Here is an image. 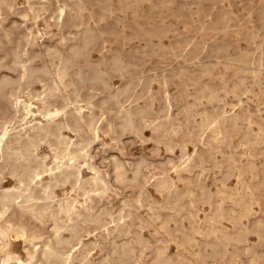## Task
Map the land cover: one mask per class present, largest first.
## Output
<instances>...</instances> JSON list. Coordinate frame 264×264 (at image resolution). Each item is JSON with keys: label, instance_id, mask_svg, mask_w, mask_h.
Returning a JSON list of instances; mask_svg holds the SVG:
<instances>
[{"label": "rangeland", "instance_id": "obj_1", "mask_svg": "<svg viewBox=\"0 0 264 264\" xmlns=\"http://www.w3.org/2000/svg\"><path fill=\"white\" fill-rule=\"evenodd\" d=\"M60 9H63V11L61 12ZM16 47H18L17 51L19 55L24 59L30 58L31 64L33 65L45 64L50 66L51 62L54 64H61L65 58L69 59V63L66 65L67 73L64 83L59 82L53 69H51V75L45 78L46 84L50 83L51 77L59 84V97L50 107L54 108L62 104V96L71 95V97H73V90L75 89L80 93L78 100L83 107L84 114L89 116L90 113H93L96 117L97 125L95 124V126L97 136L92 138V141L85 147L84 151H86L87 154L84 157H80L77 164L80 165L83 177L92 175L96 170L106 173V178L109 182V188L105 193L107 197L104 194L98 206H105L113 214L117 212V208L118 211L123 208V211L126 212L125 207L127 206V211L130 210L132 212L124 218H127V222L125 220L126 224H132V227H130L131 233L129 232L131 235L125 238L132 239L131 237L136 233L141 232L140 234L145 238V242L148 240L146 245L145 242L139 243L132 241L133 243H131L130 246L133 248L130 247L131 254H129L126 264H145V262L146 264H152V262H154L152 256H154L157 247L164 248L166 253L173 256L174 259H172L169 264H175L177 259H182L184 261L189 259L194 262L196 250L205 258L204 262L201 264H224L225 261L226 264H264V245L262 244L264 243V199H262L264 198V167L260 166H264V155H262L264 154V129L262 130V128H264V88H262L264 86V0H0V76L2 74H7L11 77L17 76L19 68L13 63V50ZM73 47H76L78 52H74ZM114 58L121 61L122 70L114 66ZM125 65L127 67H125ZM91 67H94L100 72L101 77L107 83L106 85H102L99 80L87 77L91 73ZM260 67H262V70ZM79 71L82 72L84 78L79 76ZM258 75H260V77ZM31 80L23 82L18 87L10 84L5 86L4 93L0 96V131L2 130V124H6L7 129L12 131L14 129L17 130L16 128L21 129L26 119H30V122H34L38 119L45 121V118L42 117L37 110V106H41L42 102L36 98L38 96L41 97L43 94V81L37 77ZM124 85L126 86L125 88ZM206 87L209 88L207 89ZM14 90L18 92L21 98L30 99L34 103V115L22 118L20 116L21 112H19L17 113L18 117L13 118L14 108L12 106V101L14 95L12 93ZM114 92L118 94L117 103H115L111 97ZM210 93L211 95H215V98H210ZM70 105L72 106V104ZM144 107L146 109H144ZM125 109H130L133 112V123L137 129L136 131L131 128H121L120 122L124 117ZM251 110L258 115L251 113ZM216 111L218 113H216ZM244 114H247V118H245L247 120L249 119V121L245 120ZM238 115H241L239 116L240 121H238V123L241 124L235 125L231 120L234 116ZM61 118L62 117L59 116V119ZM259 119L262 120L259 121ZM209 121L211 122V126ZM147 122L149 124H147ZM161 122L164 124V127L166 125L165 129ZM245 123H247V125ZM243 125L246 127L243 128ZM218 126L220 131L218 130ZM248 129L254 132V134H257L256 139L260 135V140L256 141L252 133L249 135L250 130ZM245 130H248V133ZM61 133L74 140L79 138L77 132L69 126H63L61 128ZM220 134H227L226 138L220 140L212 139L214 135ZM238 134H240L239 136L242 141L239 139ZM251 136L253 137L252 139ZM186 140L188 142H186ZM207 140H209V142ZM211 140L213 142H211ZM227 140L231 141L226 143ZM234 141L236 143L239 141L237 146ZM185 142L187 144H185ZM194 142H196L195 145ZM251 142L254 143L255 146ZM222 143L224 144L223 146ZM234 143L235 145H233ZM260 144V148L262 149H259V146L256 147V145ZM241 145L244 146L241 147ZM220 146L222 147L220 148ZM211 147L215 148V151H213L214 149L212 150ZM182 148L186 150L183 152ZM257 148L259 150H257ZM253 150H255L254 153ZM260 150H262V152H260ZM36 151L46 156L45 161L47 164H52L54 162L55 159L53 156L51 139H41L37 145ZM223 151H225V153ZM243 151H245V154ZM192 153L194 156L196 155V159L193 155L191 156ZM188 155H190V158ZM199 155L203 156L199 158ZM226 158L229 162L226 161V163H224ZM209 159L211 161H209ZM215 159L217 160L215 161ZM114 160L121 161L129 179L133 177V171L139 166L138 179L117 183L112 177ZM167 160L169 162H167ZM213 161H215V164L212 163ZM187 162H195L196 166L193 167L195 170L180 169ZM249 162L253 163L251 168L248 167ZM145 163L147 164L145 165ZM210 163L215 166L211 167ZM16 164L17 162L12 160L6 165L0 162V188H8L15 183L16 177L11 174V166ZM237 164L238 166H236ZM204 165L206 167H203ZM207 165L212 169L207 167ZM216 165L218 167H216ZM223 165L225 166L223 167ZM232 165L234 167H232ZM239 165L242 166L243 171H239ZM259 166L260 169L257 168ZM92 167L94 170H90ZM162 170H167L168 173H166L167 171L162 172ZM181 171L185 172L180 173ZM255 171L258 174H256ZM253 173L255 174L253 175ZM179 175L183 177L182 180ZM185 175L188 176V180L185 179L187 177ZM225 175L227 176L225 177ZM244 175L246 176L243 177ZM261 175L263 179L260 177ZM163 177L170 178L171 180L173 179L172 181L176 184L175 186L177 189L173 190V193H182L184 191L183 186L186 190H191L189 195L192 194V189L194 192L196 191V194H192L190 197H188L189 195H187V197L185 196L188 199H183L184 197H182L181 200L178 201L180 202L178 204H182V211L180 210L178 213L176 209L168 208L167 210L169 211H167L161 207L164 204H169V201L173 202L174 199L173 197H171L172 200L170 199L167 190L163 191L165 189L162 190L158 188V191V189H155V187L157 188V180ZM258 177L259 179H256ZM46 178L47 176H44V179ZM223 179H226V181ZM191 180H193V182L196 181L195 185H199V183L202 184L201 186H194ZM261 180H263V182H261ZM247 181L250 183V186H248ZM255 182L259 184V187ZM244 183L246 184L244 185ZM253 184L254 186L256 185L257 188L254 187ZM260 184L263 185L261 186ZM112 185L113 187L115 186L114 188H116V191L115 189L113 190ZM117 185L122 186L118 187ZM220 185H222L223 188ZM223 185H227L226 188H229L226 189ZM207 186L208 188H206ZM238 186H241V188ZM202 188L208 192L205 194V197L204 193L200 192L203 191ZM206 189H208V191ZM249 189H251V191ZM141 190H143V192L139 195ZM212 190H214V192ZM242 190L245 195L248 194L247 196H249V198L250 196L251 198L252 196L255 197V199L252 198L251 203L246 196L245 200H247L251 206V213L247 216L243 215L245 217L239 213L242 204L240 205L237 202L238 195L243 196L241 195L243 194ZM255 191H257L256 194ZM56 192L59 197L64 196L66 193L75 195V192L70 190L68 184L64 187H56ZM116 192L118 193L117 195ZM158 192L161 193L159 194ZM199 193H202L203 196ZM229 193L231 196L228 198L226 194L230 195ZM161 194L163 195L162 200ZM198 194L202 199L201 197L197 198L199 197ZM196 195L197 197H195ZM256 195L258 196V202L256 201ZM234 196L237 197L234 198ZM79 197L82 200L81 196ZM135 197H140L143 204L140 205L134 201L133 199ZM194 198L200 201L197 199V201H194ZM154 199L159 200L156 201ZM233 199L234 201L236 199V202L232 201ZM201 200H205L206 202H202ZM210 200L214 201L211 202ZM109 201L110 203L108 204ZM124 201H131L132 207L131 205H125ZM155 201L159 204V208L155 206L157 205ZM219 201L223 203L225 208V216L221 219L220 226L229 231L230 234L234 233L233 236L231 235V239L233 240L230 239V242L222 245L223 247L219 244V246H215L218 248L213 246V249H210L211 247L209 244L205 242H207V240H213L214 235L209 236L205 231L209 227L208 216L212 213L213 207L218 204ZM187 202L190 203V206L187 205ZM119 203H121V205ZM6 208L7 211L4 213L2 219H0L2 225L13 226L22 223L26 226L27 234L33 228H40L42 239L48 237L52 224L50 218L45 217L43 221H37L31 219L27 215H20L17 208L14 206H7ZM230 208L234 209H231V211H235V213L233 212L235 215L229 211ZM134 209L137 212L133 211ZM186 209L187 211H185ZM189 210H191L190 214L192 213L194 215L193 219L195 224L197 222L199 226L196 225L200 227V232L195 233V238L197 237V239L196 242L193 243V246L189 244L187 240L186 243H182L185 240H181L180 238L185 237L179 232L181 228H184L186 231L190 229L188 226L190 223L188 224V222L190 219L192 221V218H190L191 215L189 214ZM226 210L229 211V215ZM156 211L160 212L159 219H165L167 215H170L169 226L171 229L168 226L169 229H165L164 231V228H161L159 225L162 219L160 221L158 218H155L156 220L151 218V214ZM195 211H197L196 215ZM136 213L140 215V218L137 217ZM183 214L187 216L182 217ZM188 214L190 216H188ZM145 216L148 218H145ZM175 216L177 217L175 218ZM233 217H237L236 220H234ZM104 218L108 221V226L110 228L114 227L115 222L111 220L110 215H104ZM182 218H186L188 221ZM140 220L145 222L141 223L139 222ZM174 220L176 222H174ZM150 221L152 225H149ZM236 223L241 224V227L235 225V228L234 224ZM154 224L159 226H155ZM173 225H175L177 229H174L175 232H172V229L175 228ZM243 225L247 227H243ZM84 226L86 229L90 230L89 233H87L84 228L82 230V240L84 242H91V244L88 245V249L91 251L88 253V257L90 258H87V260H80V258L78 259L75 257V261L72 260V264H74V262L75 264H83V262H85V264H89V262L90 264H94L95 261V264L99 263L98 261L102 264V256H108L110 258L111 255H113L110 259H114L115 255L111 254L112 247H110V245H114L113 239L116 236L117 238L115 239L117 243H119L123 237L118 236L117 232L114 230L107 233L103 227L94 228L92 224ZM203 226L206 229H204ZM225 226L228 227L226 228ZM137 227L138 230H136ZM150 228L152 230H150ZM247 228L249 230H247ZM11 233L7 237V240L11 244L9 248L12 246L10 249L13 253L19 254L23 259H26L24 258L27 257V252L25 250L30 247V245H27L22 235L18 237L15 236L14 232ZM237 233H239V241L241 242V238L243 239L242 244H240L236 238L238 236L236 235ZM244 233L245 236H243ZM246 233L248 234L246 235ZM65 234L68 233L65 232ZM240 234L242 235L240 236ZM173 236L179 238L176 237L174 239ZM205 237L208 239H205ZM245 237L248 241L245 240ZM259 239L262 240L260 243ZM22 241L25 242L22 243ZM179 242L183 244V246L178 244ZM96 243L97 245H95ZM137 244L140 245L136 248ZM184 244L187 245L184 247ZM252 244L255 245L254 248H252ZM77 245L79 244H76L75 248ZM198 245L200 248H197ZM240 245L241 247L239 248ZM260 245H262V247H259ZM202 247L203 249H201ZM185 248L187 251H185ZM191 250H193V252ZM232 250L235 251L236 254ZM99 251L100 253H98ZM202 251H204L203 254ZM254 251L257 253L258 257L255 255ZM73 252L76 253L77 250H73ZM104 252L105 254L110 253V255H105ZM224 253L227 254L228 258ZM2 254L3 252L0 251V255ZM230 254L233 255L232 259H229ZM259 254H263V257ZM118 257L116 254L114 259L115 262L113 263V260H111V263L106 261V264L118 263L116 261ZM211 258H214V261ZM257 258H259V260ZM233 259H237V262ZM209 261L211 262L209 263ZM52 264H56V262H52Z\"/></svg>", "mask_w": 264, "mask_h": 264}, {"label": "bare ground", "instance_id": "obj_2", "mask_svg": "<svg viewBox=\"0 0 264 264\" xmlns=\"http://www.w3.org/2000/svg\"><path fill=\"white\" fill-rule=\"evenodd\" d=\"M60 11L62 12L63 9H60ZM91 29V28H90ZM93 42V41H92ZM87 45V44H86ZM45 48V47H44ZM18 47H16L14 50H13V63L15 65L18 66L19 68V71H18V74L17 76L15 77H11L10 75H7V74H2L0 76V96L3 95L4 93V88L6 85L10 84V85H14L16 87L20 86L23 82H26V81H30L31 79H33L34 77H37L39 79H41L43 81V84H44V89H43V94L38 97H36L39 101L42 102V105L41 106H37V110L38 112L41 114L42 117L45 118V121H43L42 119H38L34 122H30V119H24L25 120V123L23 124V127L21 129H18L16 128L17 130H12V131H9L7 129V125L6 124H2V130L0 131V162H2L4 165L8 164L11 160L14 161V162H17L16 165H12L11 166V174L13 176L16 177V181L15 183L11 186V187H8V188H0V219H2V217L4 216V213L7 211V206H14L15 208H17L18 210V213L20 215H27L29 216L31 219H34V220H37V221H43V219L45 217H48L52 220V224H51V228H50V233L48 235V237L46 239H42V232L40 231V228H33L31 229V231L27 234L26 232V226L24 224H16V225H11V226H5L4 224L2 225L0 223V248L3 252L2 255H0V264H52V262H56V264H72V260L75 259V257H77L78 259L80 258V260H87V258H90L88 257V253H90L91 251H89L90 249H88V245L91 244L90 241L88 242H84L82 240V230L83 228L87 231V233L90 232L89 229H86L84 225H87V224H92L93 227H103L107 233H109L110 231L114 230L117 232V235L118 236H121L123 237L121 239V241L119 243H117L116 239L117 236L113 239V243L114 245L112 246V244L110 245L111 248V254H114L116 256L117 254V257L119 255V257L117 258V262L120 263V264H126L127 263V259L129 257V254H131V251H130V245L131 243H133L132 241H135V242H139V243H144L145 242V238L143 237V235H141L140 233H136L133 237H131L132 239H127L125 237H127L128 235L130 236L131 234H129L130 232V227H132L130 224H126L127 222V218H125V216L127 215H130L132 212L130 210L127 211V207H125V211H123V208L120 209L118 211V208H117V212L115 214H113L111 211L108 210V208H106L105 206H98L99 205V202L103 199V196L104 194L106 193V191L108 190L109 188V182H108V179L106 178V173L102 172V171H94V173L88 177H83L82 175V172H81V168H80V165L77 164L78 160L80 157H84L87 152L84 151L85 147L92 141V138L96 137L97 136V130H96V117L93 113H90L89 116L87 117L85 114H84V111H83V107L82 105L79 103V100H78V96L80 95V93L77 91V90H73V97H71V95H66V96H62V104L58 105V106H55L54 108H51L50 106L55 102L57 101L58 99V94H59V84L58 82L51 77V81L50 83H47L45 82V78L49 77L51 75V69H53V72L55 74V76L57 77V79H59V82L61 83H64L65 82V77H66V65L69 63V59L68 58H65L61 64H54L51 62V65L50 66H47L45 64H42V65H33L31 64V59L30 58H27V59H24L22 58L21 55H19L18 53ZM73 51L74 52H78V49L76 47H73ZM261 60V59H260ZM113 64L114 66L117 68V69H121L122 68V63L119 59L117 58H114L113 60ZM261 66V65H260ZM125 67H127L125 65ZM124 67V68H125ZM244 67V66H243ZM264 67V66H263ZM262 67H260L261 69ZM126 69V68H125ZM256 69V68H255ZM122 70V69H121ZM262 70V69H261ZM260 70V71H261ZM124 71V70H123ZM254 71V70H253ZM79 73V76L81 78H84V75L82 74L81 71L78 72ZM256 74V73H255ZM254 74V75H255ZM243 76V75H242ZM260 77V75H258ZM89 77L90 79H95V80H99L101 82L102 85H106V81L101 77V74L100 72L95 69L94 67H91V73L87 76ZM244 77V76H243ZM238 78V77H237ZM255 78V77H254ZM257 78V77H256ZM241 80V78H240ZM243 80V79H242ZM249 80V79H248ZM32 81V80H31ZM264 81V79H263ZM235 82V81H234ZM233 82V83H234ZM241 82V81H240ZM183 83V82H182ZM207 83V82H206ZM242 83V82H241ZM259 83V82H258ZM261 83V82H260ZM264 83V82H263ZM262 83V85H263ZM71 84V82H70ZM246 86V84H245ZM126 86L124 85V88ZM207 89L209 87H206ZM241 88V87H240ZM243 88V87H242ZM245 88V87H244ZM264 88V86L262 87ZM123 89V87H122ZM212 89V88H211ZM16 90V88H15ZM12 93L14 95V99L12 101V106L14 108V116L13 118H17L18 115L17 113L21 112V117L22 118H26L27 116H30V115H34L35 114V111L33 110V102L30 100V99H26V98H21L20 95L18 94L17 91H15ZM235 90V88H234ZM119 91V90H118ZM197 91V90H196ZM208 91V90H207ZM243 91V90H242ZM123 92V91H122ZM128 92V90H127ZM263 92V91H262ZM202 93L204 94V92L202 91ZM218 93V92H217ZM111 94V93H110ZM216 94V93H215ZM117 95L118 94H115V92L113 93V95L111 96L112 99L115 101V103L118 102V98H117ZM120 95V94H119ZM235 95H238V94H235ZM123 96V94H122ZM203 96V95H202ZM209 96V95H208ZM215 95H211L210 93V98H215L214 97ZM32 97V96H31ZM121 97V96H119ZM199 97V96H197ZM206 97V96H205ZM218 97V95H217ZM222 97V96H221ZM209 98V97H207ZM197 99V98H196ZM199 99V98H198ZM90 102V100H89ZM72 104V106L70 105ZM119 104V103H118ZM91 105V104H90ZM195 105V104H194ZM150 106V105H149ZM92 107V106H90ZM128 108V107H127ZM140 108V107H139ZM93 109V108H91ZM144 109H146L144 107ZM122 110V109H121ZM119 110V111H121ZM136 110V109H135ZM138 110V109H137ZM148 111V110H147ZM218 111V109H217ZM216 111V113H218ZM252 111V110H251ZM136 113V112H135ZM210 113V111H209ZM214 113V112H213ZM221 113V112H220ZM240 113V112H238ZM237 113V114H238ZM242 113V111H241ZM246 113V112H244ZM253 113V111L251 112ZM259 113V112H258ZM143 114V113H142ZM189 114V113H188ZM208 114V113H207ZM215 114V113H214ZM213 114V115H214ZM224 114V113H223ZM253 114H256L258 115L257 113H253ZM225 115V114H224ZM245 115V114H244ZM247 115V114H246ZM244 116V118L247 116ZM59 116H61L62 118L59 119ZM139 116V115H138ZM191 116V115H190ZM229 116V114H228ZM233 116V115H232ZM239 116L241 115H238V116H234L232 118V122L233 124H241V123H238L239 120ZM243 116V114H242ZM252 116V115H251ZM254 116V115H253ZM136 117V116H135ZM141 117V116H140ZM143 117V116H142ZM146 117V116H145ZM172 117V116H171ZM210 117V115H209ZM214 117V116H212ZM218 117V116H217ZM216 117V118H217ZM139 118V117H138ZM147 118V117H146ZM145 118V119H146ZM243 118V120H244ZM245 118V120H247ZM256 118V116H255ZM9 119V118H8ZM12 119V118H11ZM21 119V118H20ZM133 112L130 110V109H125V114H124V117L123 119L121 120L120 122V125H121V128L122 129H125V128H131L133 130H137L134 123H133ZM142 119V118H141ZM144 119V118H143ZM211 119V118H210ZM19 120V118H18ZM23 120V119H22ZM173 120V119H172ZM219 120V119H218ZM225 120V119H224ZM251 120V119H250ZM262 120V119H259V121ZM149 121V120H148ZM171 121V120H170ZM221 121V120H220ZM227 121V120H225ZM249 121V119L247 120ZM2 122V120H1ZM140 122V121H139ZM210 122V121H209ZM223 122V121H222ZM243 122V121H242ZM258 122V121H257ZM162 123V122H161ZM165 123V122H164ZM171 123V122H169ZM175 123V122H174ZM228 123V122H226ZM231 123V122H230ZM261 123V122H260ZM147 124H149L147 122ZM152 124V123H151ZM159 124V123H158ZM163 124V123H162ZM161 124V125H162ZM201 124V123H200ZM215 124V123H214ZM247 125V123H245ZM257 124V123H256ZM255 124V125H256ZM264 124V122H263ZM54 125V126H52ZM97 125V124H96ZM168 125V124H167ZM219 125V124H218ZM229 125V124H228ZM231 125V124H230ZM234 125V127H235ZM63 126H69L71 127L72 129H74L79 138L74 140L66 135H63L61 133V128ZM175 126V125H173ZM181 126V125H180ZM179 126V127H180ZM194 126V125H193ZM210 126H211V122H210ZM220 126V125H219ZM219 126H218V130H219ZM244 126V125H243ZM261 126V125H259ZM109 127V126H108ZM145 127V126H144ZM162 127V126H161ZM166 127V125H165ZM164 127V124H163V128L165 129ZM214 127V126H213ZM225 127V126H224ZM229 127V126H228ZM227 127V128H228ZM241 127V126H239ZM246 126H244L243 128H245ZM248 127V126H247ZM139 128V127H138ZM162 128V129H163ZM172 128V127H171ZM236 128V127H235ZM238 128V127H237ZM251 128V127H250ZM258 128V127H257ZM167 129V128H166ZM178 129V127H177ZM176 129V130H177ZM180 129V128H179ZM192 129V128H191ZM239 129V128H238ZM247 129V128H246ZM259 129V128H258ZM264 128H262L263 130ZM161 130V129H160ZM193 130V129H192ZM217 130V131H218ZM242 130V129H241ZM250 130V129H248ZM248 130H245L247 133H248ZM195 131V130H194ZM205 131V130H204ZM220 131V130H219ZM222 131V130H221ZM258 131V130H257ZM109 132V131H108ZM178 132V131H177ZM190 132L192 133V131L190 130ZM223 132V131H222ZM124 133V132H123ZM143 133V132H142ZM187 133V132H186ZM233 133V132H232ZM242 133V132H241ZM250 133H252L254 136H255V140L256 141H259L261 136L259 135L256 139V136L257 134H254V132H249V135ZM256 133V131H255ZM162 134V133H160ZM169 134V133H168ZM173 134V133H172ZM170 134V135H172ZM179 134V132H178ZM194 134V133H193ZM198 134V132H197ZM201 134V133H200ZM213 134V133H212ZM246 134V133H245ZM141 135V134H140ZM163 135V134H162ZM177 135V134H175ZM226 135L227 134H220V135H214L212 137L213 140H220V139H225L226 138ZM240 134H238L239 136ZM212 136V135H211ZM248 136V135H247ZM120 137V136H119ZM159 137V136H158ZM197 137V136H196ZM209 137V136H208ZM234 137V135H233ZM98 138V137H97ZM95 138V139H97ZM164 138V137H162ZM199 138V137H198ZM197 138V139H198ZM253 137L251 136V139ZM41 139H51V146H52V151H53V156H54V162L52 164H47L46 161H45V157L44 155H41L39 154V150L38 152L36 151L37 149V145L39 143V141ZM160 139V138H159ZM205 139V138H204ZM229 139H232V138H229ZM239 139H240V136H239ZM245 139V137H244ZM120 140V139H119ZM158 140V139H157ZM161 140V139H160ZM164 140V139H162ZM167 140V139H166ZM206 140V139H205ZM233 140V139H232ZM241 140V139H240ZM182 141V140H181ZM190 141V140H189ZM194 141V140H193ZM209 142V140H207ZM228 141H231V140H227L226 143H228ZM242 141V140H241ZM240 141V142H241ZM246 141V140H245ZM248 141V139H247ZM254 141V140H253ZM264 141V140H263ZM162 142V141H161ZM186 142H188L186 140ZM185 142V144H187ZM211 142H213L211 140ZM216 142V141H215ZM222 142V141H221ZM235 142V141H234ZM239 141H237L238 143ZM166 143V142H164ZM196 142H194V145H195ZM233 143V142H232ZM236 143V142H235ZM235 143L233 145H235ZM237 143H236V146H237ZM247 143V142H246ZM252 143V142H251ZM176 144V143H175ZM183 144V142H182ZM207 144V143H206ZM210 144V143H209ZM213 144V143H211ZM218 144V143H217ZM244 144V143H243ZM254 145V143H252ZM171 145V144H170ZM180 145V144H179ZM197 145V144H196ZM208 145V144H207ZM224 144L222 143V146ZM232 145V146H233ZM264 145V144H263ZM185 146V145H184ZM219 146V145H218ZM220 146V148L222 147ZM226 146V144H225ZM229 146V145H228ZM244 146V145H241V147ZM255 146V145H254ZM259 146V149H262L260 148L261 144L260 145H256V147ZM170 147V146H169ZM172 147V146H171ZM196 147V146H194ZM240 147V149H241ZM247 147V146H245ZM255 147V148H256ZM208 148V147H207ZM210 148V146H209ZM213 151H215V148L211 147ZM232 148V147H231ZM229 148V149H231ZM234 148V147H233ZM238 148V147H237ZM251 148V147H250ZM253 148V147H252ZM183 149V148H182ZM228 149V148H226ZM243 149V148H242ZM257 148V150H259ZM186 150V149H185ZM183 149V152L185 151ZM207 150V149H206ZM219 150V148H218ZM236 150V149H235ZM197 151V150H196ZM208 151V150H207ZM237 151V150H236ZM255 150H253V153H254ZM41 152V151H40ZM190 152V151H189ZM225 153V151H223ZM231 152V151H230ZM245 151H243L244 153ZM257 152V151H256ZM260 152H262V150H260ZM208 153V152H207ZM228 154H230L229 152H227ZM242 153V152H240ZM249 153V152H248ZM196 154V153H195ZM205 154V153H204ZM209 154H210V151H209ZM215 154V152H214ZM227 154V155H228ZM236 154V153H235ZM245 154V153H244ZM193 155V153L191 154V156ZM233 155V153H232ZM237 155V154H236ZM264 155V154H262ZM189 158H190V155H188ZM196 156V155H195ZM195 156L193 155V157L195 158ZM203 156V155H201ZM201 156L199 155V158H201ZM207 156V155H206ZM213 156V155H212ZM229 156V155H228ZM241 156V155H240ZM250 156V155H249ZM261 156V155H260ZM169 157V156H168ZM198 157V156H197ZM208 157V156H207ZM214 157V156H213ZM264 157V156H263ZM143 158V157H142ZM188 158V160H189ZM210 158V157H208ZM225 158V157H224ZM241 158V157H240ZM246 158V157H245ZM254 158V157H253ZM259 158V157H258ZM261 158V157H260ZM170 159V157H169ZM168 159V160H169ZM196 159V158H195ZM204 159V158H203ZM214 159V158H213ZM229 159V158H228ZM243 159V158H242ZM167 160V162H169ZM199 160V159H197ZM205 160V159H204ZM217 159H215L216 161ZM223 160V159H222ZM221 160V161H222ZM240 160V159H238ZM245 160V159H244ZM148 161V160H147ZM173 161V160H172ZM195 161V160H194ZM209 161H211L209 159ZM215 161H213L212 163L215 164ZM226 161L229 162V160H227V158L225 159V162ZM237 161V160H236ZM255 161V160H254ZM193 162V161H192ZM197 162V161H196ZM203 162V161H202ZM201 162V163H202ZM218 162L220 163V161L218 160ZM223 162V161H222ZM227 162V163H228ZM232 162V160H231ZM235 162V161H233ZM253 162V161H252ZM252 162H249L248 163V167L251 168L252 166ZM262 162V160H261ZM148 163V162H147ZM145 163V165L147 164ZM174 163V161H173ZM199 163V162H198ZM197 163V164H198ZM205 163V162H203ZM245 163V162H244ZM83 164V163H82ZM170 164V163H169ZM172 164V163H171ZM176 164V163H175ZM217 164V163H216ZM246 164V163H245ZM244 164V165H245ZM262 164V163H261ZM200 165V164H199ZM211 165V163H210ZM219 165V164H218ZM222 165V164H221ZM228 165V164H227ZM231 165V163H230ZM256 165V164H255ZM196 166V163H191V162H187L185 163L180 169H187V170H195L193 167ZM213 165H211L212 167ZM215 166V165H214ZM213 166V167H214ZM225 165H223L224 167ZM238 166V164L236 165ZM262 167H264L263 165H260ZM260 166L257 167L260 169ZM198 167V166H197ZM203 167H206L205 165ZM207 167H209L207 165ZM216 167H218L216 165ZM221 167V166H220ZM222 167V168H223ZM232 167H234L232 165ZM231 167V169H232ZM144 168V167H143ZM162 168V167H161ZM165 168V167H164ZM202 168V167H201ZM210 168V167H209ZM167 169V168H166ZM176 169V168H175ZM198 169V168H196ZM205 169V168H203ZM212 169V168H210ZM230 169V170H231ZM258 169V170H259ZM262 169V168H261ZM90 170H94L93 167L92 169ZM164 170V169H163ZM162 172H165L163 171ZM234 170V169H233ZM232 170V171H233ZM237 170V169H236ZM264 170V169H263ZM138 171H139V166L136 167V169L133 171V177L132 178H128V176L126 175V171L123 167V164L121 163V161L119 162L118 160H114V165H113V171H112V177L114 178L115 181L120 182V183H123L125 182L126 180H137L138 179ZM198 171V170H197ZM205 171V170H204ZM229 171V170H227ZM239 171H243V168L242 166L239 165ZM250 171V170H249ZM254 171V170H253ZM261 171V170H260ZM178 172V171H177ZM175 172V173H177ZM185 171H181L180 173H183ZM225 172V171H224ZM248 172V171H247ZM246 172V174H247ZM256 172V171H255ZM168 173V171L166 172ZM187 173V172H186ZM191 173V172H190ZM222 173V172H221ZM236 173V171H235ZM233 173V174H235ZM242 173V172H241ZM263 173V172H262ZM179 174V172H178ZM195 174V173H194ZM197 174V173H196ZM231 174V172H230ZM232 174V175H233ZM243 174V173H242ZM249 174V173H248ZM252 174V173H251ZM255 173H253L254 175ZM256 174H258L256 172ZM163 175V173H162ZM189 175V174H188ZM224 175V174H223ZM222 175V176H223ZM240 175V174H239ZM44 176H47L46 179H44ZM158 176V175H157ZM161 176V175H160ZM164 176H165V173H164ZM180 176V175H179ZM187 176V175H185ZM184 176V178H185ZM227 175H225L226 177ZM238 176V175H237ZM246 175H244L243 177H245ZM259 176V175H258ZM156 177V176H155ZM170 177V176H169ZM181 177V176H180ZM250 177V176H249ZM252 177V176H251ZM262 177V175L260 176ZM177 178V177H176ZM183 177H181V180H182ZM188 176L185 178L187 179ZM224 178V177H223ZM247 178V177H246ZM13 179V177H12ZM158 179V177H157ZM156 179V180H157ZM175 179V177H174ZM193 179V178H191ZM222 179V178H220ZM240 179V178H239ZM256 179H259L256 178ZM261 179V178H260ZM263 179V177H262ZM15 180V179H14ZM173 180V179H172ZM170 178H167V177H163L159 180H157V188L155 187V189H165L163 191H168V195L170 196V199L172 200L171 197H173V202L169 201V204L167 205H162L161 207L164 208L165 210H167L168 208H173V209H176L177 213L180 212V210L182 209V204H178L180 202H178L179 200H181L182 197H184L183 199H185L187 197V195H189V192L191 193V190L188 191L186 190V188H184L183 186V189L184 191L182 193H173L172 191L173 190H177L176 189V184L173 183ZM176 180V179H175ZM178 180V179H177ZM188 180V179H187ZM224 180V179H223ZM238 180V179H237ZM10 181V180H9ZM113 181V182H115ZM185 181V180H184ZM183 181V182H184ZM192 182L191 183H194V186H201V184L199 183V185H195L196 184V181L193 182V180H191ZM226 181V179L224 180ZM244 181V180H243ZM246 181V180H245ZM258 181V180H257ZM189 182H190V176H189ZM223 182V181H222ZM240 182V181H239ZM248 182V181H247ZM261 182H263V180H261ZM178 183V182H176ZM190 183V184H191ZM256 184H258L257 182H255ZM69 185L70 186V190L75 192V195L73 194H70V193H66L64 196H61L59 197L57 195V192H56V187H64L65 185ZM188 184V183H187ZM189 184V185H190ZM246 183H244L245 185ZM250 183L248 182V186ZM264 184V182H263ZM262 184V185H263ZM123 185V184H122ZM121 185V186H122ZM185 185V184H184ZM188 185V186H189ZM261 185V184H260ZM261 185V186H262ZM118 186V185H117ZM116 186V187H117ZM121 186H118V187H121ZM124 186V185H123ZM179 186V185H178ZM187 186V185H185ZM203 186H204V183H203ZM206 186V185H205ZM222 187V185H220ZM224 188L227 187V185H223ZM254 186V184H253ZM261 186H260V190H261ZM113 187V185H112ZM115 187V186H114ZM113 187V190L115 189L116 191V188ZM215 187V186H214ZM239 187V186H238ZM246 188H248L247 186H245ZM254 187L257 188V186L255 185ZM258 187H259V184H258ZM264 187V185H263ZM208 188V186L206 187ZM220 188V187H219ZM223 188V187H222ZM229 188V187H228ZM226 188V189H228ZM234 188V187H233ZM241 188V186L239 187ZM238 188V189H239ZM252 188V187H251ZM158 189V191H159ZM191 189V188H189ZM199 189V187H198ZM112 190V191H113ZM161 190V191H162ZM181 190V189H180ZM179 190V191H180ZM186 190V191H185ZM201 190V189H200ZM203 190V188H202ZM208 191V189H206ZM217 190V188H216ZM241 190V189H240ZM238 190V191H240ZM244 190V189H243ZM242 190V192H243ZM251 191V189H249ZM257 190V189H256ZM259 190V189H258ZM162 191V193H163ZM205 189L203 191H200V192H203L204 193V197H205V194H207L208 192H204ZM214 192V190H212ZM219 191V190H218ZM217 191V192H218ZM223 191V190H222ZM249 191V192H250ZM254 191V190H253ZM263 191V190H262ZM143 190L140 191L139 195L142 194ZM193 189H192V194H196V191L193 193ZM224 192V191H223ZM230 192V191H229ZM257 191H255V194H256ZM115 193V192H114ZM159 193V192H158ZM161 193V192H160ZM159 193V194H160ZM165 193V192H164ZM221 193V192H220ZM225 193V192H224ZM236 193V191H235ZM261 193V192H260ZM264 193V192H263ZM118 193L116 192V195ZM191 194V195H192ZM199 194H202V193H199ZM198 194V195H199ZM211 194V192H210ZM215 194V193H214ZM218 194V193H217ZM230 194V193H229ZM240 194V193H239ZM254 194V193H253ZM254 194V196H255ZM162 195V194H161ZM166 195V194H165ZM191 195H189L188 197H190ZM236 195V194H235ZM243 196H240L238 195V199H237V202L242 206H241V209L239 210V213L243 216V215H248L251 213V206L249 205L248 201L245 200L246 199V196L248 195H245V193L243 192V194H241ZM82 198V200L80 199V197ZM106 196V194H105ZM168 196V197H169ZM186 196V197H185ZM203 196V194H202ZM210 196V195H209ZM216 196V195H215ZM223 196V195H222ZM226 196H231L230 195H227ZM233 196V195H232ZM261 196V195H259ZM107 197V196H106ZM105 197V198H106ZM167 197V198H168ZM197 197V195L195 196ZM201 196L199 195V197L197 198H200ZM224 197H225V194H224ZM237 196H234V198H236ZM257 195H256V199H257ZM163 198V195L161 197V200ZM193 198V197H192ZM196 198V199H197ZM218 198V197H217ZM231 198V197H230ZM247 198H249V196H247ZM251 198V196H250ZM249 200L251 201L252 198L255 199V197L252 196V198ZM122 199V198H121ZM128 199V198H126ZM169 199V198H168ZM182 199V201H183ZM188 199V198H186ZM195 199V198H194ZM193 199V200H194ZM194 200V201H197V200ZM202 199V197H201ZM216 199V198H215ZM227 199V198H225ZM253 199V200H254ZM264 199V198H262ZM108 200V199H107ZM134 201H136L137 203H139L140 205L143 204L142 200L140 199V197H135L133 199ZM156 200V199H154ZM159 200V199H157ZM156 200V201H157ZM164 200V199H163ZM155 201V202H156ZM168 201V200H167ZM165 201V202H167ZM181 201V202H182ZM188 201V200H187ZM192 201V200H191ZM193 201V202H194ZM200 201V200H198ZM202 201V200H201ZM204 202H206L205 200H203ZM202 201V202H203ZM211 201V200H210ZM214 201V200H212ZM211 201V202H212ZM234 201V199L232 200ZM258 202V199L256 200ZM121 202V201H120ZM153 202V201H152ZM190 202V200H189ZM236 202V199L235 201ZM110 203V201L108 202V204ZM112 203V202H111ZM157 203V202H156ZM156 203H153V204H156ZM185 203V202H184ZM252 203V201H251ZM121 205V203H119ZM124 204L125 205H131V201H124ZM152 204V207L154 208ZM211 204V203H210ZM111 205V204H110ZM135 205V204H134ZM133 205V206H134ZM139 205V207H140ZM159 204L157 203V206L158 208L160 206H158ZM181 205V206H180ZM187 205L190 206V203L187 202ZM264 205V204H263ZM114 206V205H113ZM196 206V205H195ZM213 206V205H212ZM117 207V206H116ZM132 207V205H131ZM155 207V208H157ZM193 208H195L194 206H192ZM191 207V208H192ZM210 207V206H209ZM226 207V206H225ZM228 207V206H227ZM236 207V206H235ZM121 208V206H120ZM130 208V207H129ZM146 208V207H145ZM147 208H148V205H147ZM146 208V209H147ZM197 208V206H196ZM214 208V209H213ZM213 211L212 213L208 216V224H209V227L207 228V230L205 231V233L209 236L211 235H214V239L212 240H207V242H205L206 244H209V247L210 249H213V246H219V244L222 246V245H225L227 242H230L229 240L232 238L233 234L229 233V231H227L225 228H223L222 226H220V223H221V219L225 216V208H224V205L222 202L219 201L218 204H216L214 207H213ZM239 208V206H238ZM253 208V207H252ZM98 209V210H97ZM113 209V208H112ZM132 209V208H130ZM138 209V208H137ZM172 209V210H173ZM231 209L233 208H230L229 211H231ZM97 210V211H96ZM163 210V209H162ZM209 210V209H208ZM234 210V209H233ZM236 210V209H235ZM135 212H137L135 209L133 210ZM148 211V210H147ZM169 211V210H167ZM182 211V210H181ZM187 211V209L185 210ZM190 211L189 210V214H190ZM200 211V210H199ZM227 211V210H226ZM229 211L228 212V215H229ZM238 211V210H237ZM254 211V210H253ZM151 212V211H150ZM206 212V211H205ZM232 212V211H231ZM235 213V211H233ZM232 212V214H234ZM166 213V212H165ZM174 213V212H173ZM176 213V212H175ZM197 211H195V215H196ZM237 213V212H236ZM256 213V212H255ZM254 213V214H255ZM188 214V216H190V218H192V221L190 219V221L188 222V224L190 223L189 226V231H186L184 228V230L181 228L179 229L180 233L185 237V238H180L181 240H185L184 242L182 243H186V240L189 244H192L193 246V243L196 242V239L197 237L195 238V233L197 232H200V227H198L199 225H196L195 224V221L193 219V214L191 213L190 215ZM238 214V213H237ZM236 214V215H237ZM104 215H110L111 216V220H114L115 222V225L114 227H109L108 226V221L104 218ZM137 215V213H136ZM148 215V214H147ZM146 215V216H147ZM150 215V214H149ZM177 215V214H176ZM180 215V214H179ZM203 215V214H202ZM235 215V214H234ZM233 215V216H234ZM253 215V214H252ZM140 215H137V217H139ZM145 218H148L146 217ZM160 216V212L159 211H156V212H153L151 214V218L156 220L155 218H158ZM162 216V215H161ZM186 217L187 215H184L182 217ZM136 217V218H137ZM169 217L170 215H167V217L165 219L161 218L158 220L161 221V223L159 224L161 228H164L163 230L165 231V229H171V227L169 226ZM174 217V216H173ZM177 216H175L176 218ZM199 217V216H197ZM238 217L240 218V216L238 215ZM245 217V216H243ZM130 218V217H129ZM140 218V217H139ZM142 218V217H141ZM230 218V217H229ZM234 218V217H233ZM237 218V217H236ZM236 218H234V220H236ZM238 218V219H239ZM257 218V217H255ZM260 218V217H259ZM182 219H186V218H182ZM199 219V218H197ZM201 219V218H200ZM238 219H237V222H238ZM263 219V218H262ZM126 220V222H125ZM131 220V219H130ZM129 220V221H130ZM137 220V219H136ZM153 220V221H154ZM171 220V219H170ZM177 220V219H176ZM188 221V219H186ZM226 220V219H224ZM240 220V219H239ZM138 221V220H137ZM159 221V222H160ZM179 221V220H177ZM194 221V222H193ZM232 221V220H231ZM241 221V220H240ZM261 221V220H259ZM113 222V221H112ZM113 222V223H114ZM131 222V221H130ZM139 222H143V221H139ZM145 222V221H144ZM143 222V223H144ZM155 222V221H154ZM158 222V221H157ZM174 222H176L174 220ZM182 222V220H181ZM192 222V223H191ZM202 222V220H201ZM205 222V220H204ZM263 222V221H262ZM133 223V222H132ZM147 223V221H146ZM179 223V222H178ZM203 223V222H202ZM223 223V222H222ZM241 223V222H240ZM252 223V222H251ZM250 223V224H251ZM254 223V222H253ZM6 224V223H5ZM10 224V223H9ZM13 224V223H12ZM175 224V223H174ZM243 224V223H242ZM246 224V223H245ZM140 225V224H139ZM149 225H152L151 224V221H150V224ZM155 225V224H154ZM159 225H155V226H159ZM176 225V224H175ZM173 225V227L175 226ZM225 225V223H224ZM235 225H238L240 226L241 224H234V227ZM264 225V223H263ZM154 226V227H155ZM169 226V228H168ZM181 226V225H179ZM183 226V224H182ZM206 226V225H205ZM246 225H243V227H245ZM250 226V225H249ZM257 226H258V223H257ZM256 226V227H257ZM144 227V226H143ZM150 227V226H149ZM148 227V228H149ZM226 228L228 226H225ZM232 227V228H234ZM241 227V226H240ZM247 227V226H246ZM252 227V226H251ZM250 227V229H251ZM102 228V229H103ZM147 228V227H146ZM188 228V227H187ZM204 228V226H203ZM236 228V227H235ZM249 228V227H248ZM247 228V230H249ZM176 229V226L175 228L172 229V232H175ZM206 229V228H204ZM203 229V230H204ZM238 229V228H237ZM262 229V228H261ZM138 230V227L137 229ZM150 230H152L150 228ZM162 230V231H163ZM243 230V229H242ZM240 230V231H242ZM252 231V229H251ZM11 232H14L15 236H18L19 235H22L27 243V245H30V247H28L25 251L27 252V257H24L26 259H23L22 256H20L19 254H16V253H13L12 250L9 248V245L10 242L7 240L8 236L10 235ZM65 232H67L68 234H65ZM93 233H95L94 231H92ZM134 232V231H133ZM139 232V231H138ZM167 232V231H166ZM170 232V231H169ZM239 232V231H238ZM131 233V232H130ZM161 233V232H160ZM164 233V232H163ZM162 233V234H163ZM178 233V234H180ZM249 233V232H248ZM246 233V235L248 234ZM253 233V232H252ZM12 234V233H11ZM166 234V233H165ZM168 234V233H167ZM180 234V236H182ZM204 234V233H202ZM243 234V233H242ZM240 234V236L242 235ZM100 235V233H99ZM111 235V234H110ZM145 235V234H144ZM173 235V234H171ZM232 235V236H231ZM236 235H238L236 237ZM235 235V237L237 238V240L239 241L238 237H239V233H237ZM98 236V235H97ZM102 236V235H101ZM152 236V235H151ZM169 236V235H168ZM197 236V235H196ZM203 236V235H202ZM245 236V233L244 235ZM242 236V237H243ZM87 237V236H86ZM103 237V236H102ZM101 237V238H102ZM107 237V236H106ZM146 237V236H145ZM174 237V236H173ZM177 237V236H176ZM174 237V239L176 238ZM201 237V236H200ZM259 237V236H258ZM104 238V237H103ZM171 238V237H170ZM179 238V237H177ZM10 239V238H9ZM23 239V240H24ZM158 239V238H157ZM161 239V238H160ZM167 239V238H166ZM201 239V238H200ZM204 239V238H202ZM205 239H208L207 237H205ZM204 239V240H205ZM106 240V239H105ZM110 240V239H109ZM170 240V239H169ZM172 240V239H171ZM233 240V239H231ZM236 240V239H235ZM236 240V241H237ZM242 238H241V242L240 244H242ZM245 240H247V238L245 237ZM25 241H22L25 242ZM102 241V239H101ZM235 241V242H236ZM262 240L259 239V243L261 242ZM12 242V241H11ZM40 242V243H38ZM107 242H108V239H107ZM148 242V240L145 242V245L146 243ZM165 242V241H164ZM167 242V241H166ZM171 242V241H170ZM175 242V241H174ZM198 242V241H197ZM245 242V241H244ZM257 242V241H256ZM38 243V244H37ZM250 243V241H249ZM253 243V242H252ZM25 244V243H24ZM76 244H79L77 245V247L75 248ZM104 244V243H103ZM135 244V243H134ZM176 244V242H175ZM180 244V242L178 243ZM238 244V242H237ZM246 244V243H245ZM264 245V243H262ZM26 245V246H27ZM97 245V243L95 244ZM99 245V244H98ZM138 245L140 244H137L136 248L138 247ZM165 245V244H164ZM183 246V244H180ZM187 244H184V247L186 246ZM202 245V244H201ZM227 245H231V244H227ZM249 245V244H248ZM253 245V244H252ZM24 246V245H23ZM101 246V245H100ZM178 246V245H177ZM237 246V245H235ZM255 245L252 246V248H254ZM102 247V246H101ZM142 247V246H141ZM188 247V246H187ZM204 247V245H203ZM203 247L201 249H203ZM223 247V246H222ZM241 247V245L239 246V248ZM247 247V246H246ZM259 247H262V245H260ZM90 248V247H89ZM92 248V247H91ZM133 248V247H131ZM135 248V247H134ZM166 248V247H165ZM197 248H200L199 245ZM205 248V247H204ZM215 248H218V247H215ZM236 248V247H234ZM13 249V248H12ZM105 249V248H104ZM155 249V247H154ZM167 249V248H166ZM179 249V248H178ZM186 249V248H185ZM199 249V250H201ZM232 249V247H231ZM73 250H77L76 253L73 252ZM136 250V249H134ZM216 250V249H215ZM241 250V249H240ZM141 251V249H140ZM145 251V249H144ZM187 251V249L185 250ZM193 252V250H191ZM190 251V252H191ZM221 251V250H219ZM233 251V250H232ZM257 251V250H256ZM19 252V251H18ZM108 252V251H107ZM106 252V253H107ZM110 252V251H109ZM191 252V253H192ZM210 252V251H209ZM218 252V251H217ZM216 252V253H217ZM231 252V250H230ZM235 254L236 252L233 251ZM20 253V252H19ZM100 253V251L98 252ZM204 253V251H202V254ZM242 253V252H241ZM255 253V251H254ZM263 253V252H262ZM105 254V252H104ZM108 255H110V253H107ZM105 254V255H107ZM140 254V253H139ZM142 254V253H141ZM179 254V253H178ZM219 254V252H218ZM225 254V253H224ZM223 254V255H224ZM232 254V253H231ZM230 254V257L229 259H232L233 258V255ZM23 255V254H22ZM25 255V254H24ZM91 255V254H90ZM101 255V254H100ZM193 255V254H192ZM241 255V254H240ZM247 255V254H246ZM255 255L257 256V253H255ZM260 255V254H259ZM262 257H263V254H261ZM260 255V256H261ZM93 256V255H92ZM95 256V255H94ZM98 256V255H97ZM102 256V255H101ZM100 256V258H101ZM113 255H111L110 258H112ZM115 256H114V259H115ZM141 256V255H140ZM185 256V255H184ZM191 256V255H190ZM205 256V254H204ZM207 256H208V253H207ZM214 256V255H213ZM218 256V255H217ZM216 256V257H217ZM225 256H227V254H225ZM244 256V255H243ZM255 256V257H256ZM102 256V264H106V261H108L109 263H111L113 260V263L115 262L114 259H110L108 256L104 257ZM131 257V256H130ZM133 257H134V254H133ZM132 257V258H133ZM153 257V261L152 264H169V262L174 259L173 256L169 255L168 253H166V250L162 247H157L156 251H155V254ZM210 257V256H209ZM208 257V259H209ZM224 257V256H223ZM251 257V256H250ZM258 257V256H257ZM94 258V257H93ZM97 258V257H96ZM99 258V259H100ZM138 258V257H137ZM145 258V257H144ZM226 258V257H225ZM228 258V256H227ZM237 258V257H236ZM241 258V257H240ZM77 259V260H78ZM194 259L195 261H191V260H187V261H184L182 259H177L176 260V263L175 264H201L204 262V257L201 255L200 252H197V250L195 251V255H194ZM212 259V258H211ZM214 259V258H213ZM212 259V260H213ZM222 259V258H220ZM259 260V258H257ZM257 259H256V262H257ZM92 260V259H91ZM97 260V259H95ZM136 260V259H134ZM216 260V259H215ZM234 260V259H233ZM237 260V259H236ZM236 260H234L235 262H237ZM261 260V258H260ZM263 260V259H262ZM75 261V260H74ZM145 261V260H144ZM143 261V262H144ZM150 261V260H149ZM214 261V260H213ZM228 261V260H227ZM254 261V260H253ZM79 262V261H77ZM94 262V260H93ZM92 262V263H93ZM99 263L97 264H100V261H98ZM135 262V261H134ZM137 262V261H136ZM207 262V261H206ZM211 261H209L210 263ZM222 262V261H221ZM241 262V261H240ZM252 262V261H251ZM81 263V262H80ZM88 263V262H87ZM96 263V261L94 262V264ZM116 263V264H118ZM249 263V261H248ZM255 263V262H254ZM259 263V262H258ZM75 264V262H74ZM83 264H85V262H83ZM90 264V262H89ZM108 264V263H107ZM146 264V262H145ZM207 264V263H206ZM222 264V263H221ZM226 264V261L225 263ZM228 264V263H227Z\"/></svg>", "mask_w": 264, "mask_h": 264}]
</instances>
